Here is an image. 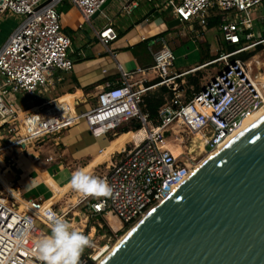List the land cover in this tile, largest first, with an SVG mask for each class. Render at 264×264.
Masks as SVG:
<instances>
[{
	"label": "built area",
	"instance_id": "obj_1",
	"mask_svg": "<svg viewBox=\"0 0 264 264\" xmlns=\"http://www.w3.org/2000/svg\"><path fill=\"white\" fill-rule=\"evenodd\" d=\"M61 1L0 0V16L10 14L20 18L0 46V158L6 167L16 166L17 157L11 153V148L18 147L22 152L26 146L48 135H52L58 145L63 130L81 119L94 137L115 132L131 121L137 122L140 126L137 132L143 131L144 135L117 156L111 151L105 170L92 174L107 180L112 187L109 197L82 198L75 192L67 196L63 206L56 207L55 201L42 197L24 199L19 190L12 193L8 192L7 185L0 186V264H41L31 250L34 244L30 236L35 230L50 235L49 212L67 219L71 209L83 205V214L105 219L109 227V216H115L123 227L134 225L187 180L198 166L199 156L225 145L241 127L245 116L264 106V71H261L264 66L258 67L263 62L257 60L256 55L247 60H227L264 41L253 40V13L264 0H166L161 10L169 8L179 22L189 26L197 24L205 29L211 15L220 16L217 28L221 42L240 45L233 52H220L216 59L202 65L225 61L223 68L202 84L199 91L184 99L182 88L170 82L181 74L170 75L174 55L164 38H159L162 46L153 55V68L160 83L170 85L172 96L165 98L154 122L143 110V97L148 88L137 87L124 72L120 82L106 84L97 92L94 104L87 111L71 113L62 105L56 110L45 103L34 107L37 99L55 91L56 72L72 69L73 61L68 55L71 40L62 31L57 9ZM67 1L78 8L84 22L89 23L105 0ZM133 7V3L126 2L121 5V11L129 13ZM96 36L108 50V44L118 37V31L109 22ZM110 54L115 56L111 50ZM26 98L28 104L24 107L19 99ZM64 113H68L67 117H63ZM177 127L182 128L185 139L178 136ZM188 135L192 137L188 139ZM196 135L204 137L203 151H191ZM169 136L188 144L184 146L183 158L168 147ZM104 150L100 149L99 154ZM193 152L197 156H193ZM45 160L50 162L53 157L48 155ZM120 229L112 231L116 233ZM101 246L107 247L105 250L110 247L109 243ZM96 249L85 253L80 264L97 263L93 256Z\"/></svg>",
	"mask_w": 264,
	"mask_h": 264
},
{
	"label": "crops",
	"instance_id": "obj_2",
	"mask_svg": "<svg viewBox=\"0 0 264 264\" xmlns=\"http://www.w3.org/2000/svg\"><path fill=\"white\" fill-rule=\"evenodd\" d=\"M165 1L111 0L102 11L92 16L89 23H86L78 8L67 0H62L57 5V9L60 13L62 31L71 40L68 55L73 61L72 69L68 72H56L55 91L47 94L46 97L37 99L34 107L45 103L53 106L52 109L60 108L62 105L71 113L87 111L94 104L97 92L106 84L114 85L120 82L122 72L128 74V79L136 82L137 87H147L145 95L155 94V90L163 86L160 81L157 82L160 77L153 68V55L162 46L159 38H164L165 44L172 52L183 41L194 42L195 54L192 55L191 52L184 58H174L170 75L181 74L178 77L180 81L192 73H198L205 62L200 63L201 58L200 62H197V49L200 50L202 46L208 50L210 55H215L217 43L221 41L217 28L219 24L212 27L207 26L205 29L197 24L189 26L184 22L173 23L169 26V23L176 18L169 8L161 10ZM126 2L134 4L129 13L121 11V5ZM4 16L13 15L0 16V22ZM253 17L255 25L257 20L264 21V4L253 13ZM17 18L20 20L19 17ZM109 22L118 31V37L108 44L107 50L99 42L96 32ZM209 37H212V42ZM110 50L115 53V56L110 54ZM193 68L196 69L193 71ZM174 80L177 81V78L170 82L173 83ZM191 89L185 91L182 88L184 99L191 96L193 86ZM19 103L24 107L28 104L24 99H19ZM135 124L136 128L139 127L137 122ZM126 127L124 124L115 132L94 137L90 134L86 122L80 120L63 130L58 140L60 142L57 145L58 148L51 149L52 153L46 154V157L48 155L53 157L50 162L27 156L30 164L34 166L26 167L23 164L26 156L16 154L17 165L6 167L0 158V186L7 185L8 192L12 193L19 190L20 196L24 199L42 197L50 200L55 193L53 184L60 188L64 187L70 182L73 171L88 166L98 156H102L99 154L100 149H106V156H102V161L106 164V158L111 151L117 156L123 149L129 148L132 142L136 143L143 137V131L131 136L130 133L137 132V130L132 131L130 128L125 129ZM168 147L176 152L172 144L168 143ZM99 165L100 163L92 165L89 169L90 173H97L96 168L103 171ZM49 180L53 184L50 185L47 182ZM67 194L69 191L65 190L57 200H54L56 207L65 204L66 200H61L67 199ZM115 220L118 221L117 218ZM44 230L47 231V229ZM94 231L95 227H92L90 235Z\"/></svg>",
	"mask_w": 264,
	"mask_h": 264
},
{
	"label": "water",
	"instance_id": "obj_3",
	"mask_svg": "<svg viewBox=\"0 0 264 264\" xmlns=\"http://www.w3.org/2000/svg\"><path fill=\"white\" fill-rule=\"evenodd\" d=\"M113 247L98 264H264V115Z\"/></svg>",
	"mask_w": 264,
	"mask_h": 264
},
{
	"label": "rangeland",
	"instance_id": "obj_4",
	"mask_svg": "<svg viewBox=\"0 0 264 264\" xmlns=\"http://www.w3.org/2000/svg\"><path fill=\"white\" fill-rule=\"evenodd\" d=\"M19 21L20 20L17 17H15V16H8V17L4 16L2 22H0V45L4 42V40L10 34L12 29H14L17 26ZM261 22H262L261 20H257V23H256V25H255V27L253 29V34H254L253 35V40H254V42H257V41H260V40L264 39V38H261L263 36V34H262L263 33V26H262ZM209 36H211V34H209ZM209 39L212 42V37H209ZM261 45H262L261 50L257 51L254 54V55L258 56L257 60H260L261 62H263L262 65H258V67L260 69H261L262 66H264V41L261 43ZM224 49H225L224 43L219 41V43H217V50H216V52L214 51V54L218 55V54H220V52H223ZM253 49H254L253 47L250 48V49H247L246 52H249V51H251ZM194 50H196L194 42L186 40V41H183L181 43V45H179L178 47L174 48L173 55H174L175 59L176 58L180 59V58H184V56L189 55L191 52H192V55H194L195 54ZM200 58H201V52H200V50L197 49V62H200ZM227 60L229 61L230 59L227 58ZM224 63H225V61H223V60L217 61V62L212 63V64H210V65H208L206 67H203L198 73L195 72V73L190 74L189 76L198 77L199 78V84L201 86L206 81H208L210 78L215 76L219 72V70H221L223 68ZM261 71H264V70L261 69ZM173 83H177V86L179 88H183L185 91L186 90H188V91L192 90L191 89L192 86L188 83V77H185L183 80L180 79V81L174 80ZM163 86L170 87V85H166V84H163ZM159 89H160V87L155 90L156 94H160V90ZM25 100H28V98H26ZM262 112L263 111H260L259 113L258 112H253L252 114H250L249 118L244 121L243 125L248 124L251 121L252 118L260 115ZM67 115H68V113H64L63 117H67ZM81 120H83V119H81ZM35 123H37V122H35ZM130 124L131 123H127L126 126L130 127L131 126ZM175 129H176V131H178V136L179 137H183V139L186 138V134L182 131V128H178L177 127ZM187 137H188V139H190L192 137V135H188ZM52 138H53L52 135H48L47 138L42 139V140H40L37 143H34L32 146H30V147L26 146L25 150L22 151V152L19 151L18 147H13V148L10 149V151L14 155H16V154L25 155L26 157H24V159H23V164L26 167L34 166V165L30 164L27 156H32L33 158H39V160H45L46 154L52 153L51 149L58 148L57 144L54 143ZM167 141H168V143L172 144L174 146V148L176 149V152L174 151V153L175 154H179V157L183 158L184 154H185V151H186L184 146L185 145L188 146V144L187 143L185 144L184 142L176 140L175 136H169ZM5 142H6V139H5V141H3L2 144H4ZM204 145H205V140H204L203 136L195 137L194 138V143H193V145L191 147V151L193 149H195L196 151H199V150L203 151V149L205 147ZM33 147L36 148V150L32 149ZM5 153H6V151H5ZM206 154L207 155L199 156L197 158L196 162H199L201 160L199 162L201 164L211 153L210 154L206 153ZM192 155L193 156H197L194 152L192 153ZM102 156H98L96 158V160L91 162L88 166H86V167L84 166L85 168L82 167L83 170L88 172L89 169L92 167V165H94L95 163H100L99 167L103 168L102 170L104 171L105 170L104 166L106 164L103 163V161H102L103 157ZM72 168H73V166H72ZM82 168H80V169H82ZM95 170L97 172L100 171L98 168H96ZM90 172L91 171H89L88 173H90ZM94 173L95 172L90 173V174L92 175ZM47 182L50 185L53 184V182L51 180H49ZM53 186L55 187V188H53L55 193H54V196L50 199V202H53L54 200H57V198H59L60 195L62 194V192H64L65 190L69 191V194H67V196H69V197L74 195V193L76 192L75 190H73L71 188L70 182L68 184H66L64 187H61V188L56 186L55 184H53ZM64 200H66V198L62 199L61 201H64ZM61 206H63V205H61ZM84 209H85V206H83V205H79V206L71 209L70 212L68 213L67 219H65V220L70 224V226L73 229H75L78 232H82L83 234H85V235H87L88 237L91 238L92 246L89 247V248H86L84 250L85 253L92 252L93 251L92 248L96 249L95 246H101L102 244L109 243L110 247L108 248V250H105V252L101 253V255L104 256V254L106 255L109 252V250H111V248H113V246L118 242V240L131 227L125 229V227L121 226V224L118 221L115 220L116 219L115 216H109V221H110V226H111V227H109V225H107L105 220H103L102 218L91 217L88 214H83ZM73 213H75V214H73ZM73 218H75L74 221H73ZM38 227L41 228L42 225L38 223ZM92 227H95V231H94V233L92 235H90ZM119 227L121 229L119 231H117L116 233H114L112 231V229L116 230ZM45 236H47V235H45ZM45 236H43V237H45ZM96 251H97V249L95 250V252ZM95 252L93 253V255L97 259V263H95V264H98L99 261L102 260L103 256L100 257L97 254L95 255Z\"/></svg>",
	"mask_w": 264,
	"mask_h": 264
},
{
	"label": "clouds",
	"instance_id": "obj_5",
	"mask_svg": "<svg viewBox=\"0 0 264 264\" xmlns=\"http://www.w3.org/2000/svg\"><path fill=\"white\" fill-rule=\"evenodd\" d=\"M70 186L82 198L109 197L112 187L107 180L91 175L83 169L72 172ZM50 235L35 242L36 254L41 264H80V257L92 240L54 212L48 213Z\"/></svg>",
	"mask_w": 264,
	"mask_h": 264
},
{
	"label": "trees",
	"instance_id": "obj_6",
	"mask_svg": "<svg viewBox=\"0 0 264 264\" xmlns=\"http://www.w3.org/2000/svg\"><path fill=\"white\" fill-rule=\"evenodd\" d=\"M220 21H221L220 16H211L210 18H208L207 26L208 27L216 26L220 23ZM261 24L263 26V33H262L263 36L261 38H264V21H262ZM242 41H244V39H242ZM224 46H225V49L223 52L230 53V52L235 51L240 45L224 43ZM253 48L254 49L249 51V52H246V51L239 52V53L231 56L229 59L230 60H234V59L247 60L251 56H253L257 51L261 50L262 45H261V43H258ZM199 49L201 50V53H202L200 63H204L206 61H211V60H214L218 57V55H210L208 53V50H206L202 46H200ZM158 81H160V80L157 79V82ZM177 81H179L178 78H177ZM188 83L193 86V92H197L201 89L198 77L188 76ZM159 90H160V94L155 93L153 95H144V97H143V110L148 113L149 118L153 122L155 121V118L158 114L159 108L165 102V98H169L172 96V91L166 86H161ZM129 123H131L130 124L131 126L130 127L127 126L125 129L130 128L132 131H136L140 128V126L136 128V124L134 121H131ZM131 226H132V224H125L124 225L125 229L130 228ZM84 255H85V252L82 253L80 260L84 257Z\"/></svg>",
	"mask_w": 264,
	"mask_h": 264
},
{
	"label": "bare ground",
	"instance_id": "obj_7",
	"mask_svg": "<svg viewBox=\"0 0 264 264\" xmlns=\"http://www.w3.org/2000/svg\"><path fill=\"white\" fill-rule=\"evenodd\" d=\"M262 78L264 79V76H262ZM260 111H263L260 115H258V116H256V117H254V118H252L251 119V121L248 123V124H245V125H243L244 124V121L246 120V119H248L249 118V116H250V114H252V113H249V114H247L246 116H245V118L243 119V121H242V125H241V127L238 129V131L233 135V137L232 138H234L235 136H237L242 130H244V129H246L247 127H249L252 123H254L256 120H258L261 116H263L264 115V106L263 107H261V108H259V109H257V110H255L254 112H260ZM39 125L36 127L37 128V130H39ZM141 131H139V132H131L130 133V135L132 136V135H135V134H139ZM200 135H196L195 137H199ZM230 140H232V139H230ZM229 140V141H230ZM228 141V142H229ZM227 142V143H228ZM205 146V145H204ZM222 146H224V145H222ZM205 148V147H204ZM221 148V147H220ZM219 148V149H220ZM204 150V149H203ZM216 152V151H215ZM208 154H210V153H208ZM212 154H214V152H212L207 158H209ZM102 155H104V156H106V151L104 150V152L102 153ZM206 158V159H207ZM205 159V160H206ZM204 160V161H205ZM201 161V160H200ZM199 161V162H200ZM203 161V162H204ZM199 162H197V164H198V166L200 165V163ZM131 229V228H130ZM129 229V230H130ZM129 230L125 233V234H127L128 232H129ZM125 234L123 235V236H125ZM43 236H45L43 233H40V232H38V231H36L35 230V232L34 233H32V235L30 236V240L32 241V244H34L35 245V242L36 241H38L39 239H42V238H44ZM123 236L118 240V242L123 238ZM117 242V243H118ZM116 243V244H117ZM115 244V245H116ZM114 245V246H115ZM34 247V246H33ZM107 247H104V248H102V246H99L98 248H97V251L95 252V255L97 254L98 256H100V257H102L103 255H101V253H103V252H105V249H106ZM114 248V247H113ZM112 248V249H113ZM111 249V250H112ZM31 250L33 251V252H35L36 253V249H35V247L34 248H31ZM110 251V250H109ZM108 254V253H107ZM106 254V255H107ZM105 254H104V256L102 257V260H103V258H105V256H106ZM94 256V255H93ZM101 261H99V263H100Z\"/></svg>",
	"mask_w": 264,
	"mask_h": 264
}]
</instances>
